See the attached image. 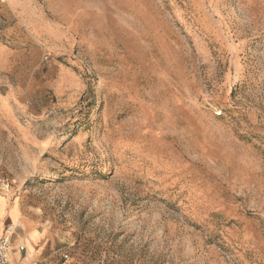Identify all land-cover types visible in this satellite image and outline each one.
I'll use <instances>...</instances> for the list:
<instances>
[{"label":"rangeland","instance_id":"obj_1","mask_svg":"<svg viewBox=\"0 0 264 264\" xmlns=\"http://www.w3.org/2000/svg\"><path fill=\"white\" fill-rule=\"evenodd\" d=\"M0 185L65 264H264V0H0Z\"/></svg>","mask_w":264,"mask_h":264},{"label":"crops","instance_id":"obj_2","mask_svg":"<svg viewBox=\"0 0 264 264\" xmlns=\"http://www.w3.org/2000/svg\"><path fill=\"white\" fill-rule=\"evenodd\" d=\"M8 224L17 226L11 251L13 264H65L48 230L31 221L22 205L0 185V235Z\"/></svg>","mask_w":264,"mask_h":264},{"label":"built area","instance_id":"obj_3","mask_svg":"<svg viewBox=\"0 0 264 264\" xmlns=\"http://www.w3.org/2000/svg\"><path fill=\"white\" fill-rule=\"evenodd\" d=\"M16 229L17 226L15 224H8L4 232L0 235V264H13L11 251ZM20 249L23 250L24 246H21ZM63 256L65 258L69 257L67 254Z\"/></svg>","mask_w":264,"mask_h":264}]
</instances>
